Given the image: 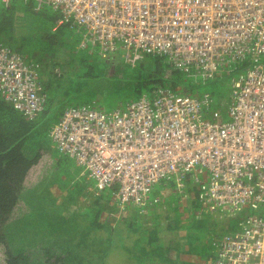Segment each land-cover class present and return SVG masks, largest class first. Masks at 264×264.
<instances>
[{"label": "built area", "instance_id": "built-area-1", "mask_svg": "<svg viewBox=\"0 0 264 264\" xmlns=\"http://www.w3.org/2000/svg\"><path fill=\"white\" fill-rule=\"evenodd\" d=\"M2 3L12 0H0ZM85 30L105 56L165 55L174 69L215 77L246 67L233 81L226 115L209 94L160 86L111 111L67 105L49 133L98 190L116 188L122 205H142L155 183L194 166L208 172L211 210L252 209L225 234L210 264H264V0H36ZM0 93L35 117L46 93L37 63L0 43Z\"/></svg>", "mask_w": 264, "mask_h": 264}, {"label": "rangeland", "instance_id": "rangeland-1", "mask_svg": "<svg viewBox=\"0 0 264 264\" xmlns=\"http://www.w3.org/2000/svg\"><path fill=\"white\" fill-rule=\"evenodd\" d=\"M0 3L2 2L0 1ZM12 3H16V5L21 4L22 6H25L24 8H28V10H25L24 16L20 17L18 20V29H16V32L18 35L22 34L24 37L31 36L32 34V38L34 39L30 38L32 45L27 43L26 48H21L26 50L32 49V51L35 49L41 53L44 46L42 40L40 44L38 38L42 36L45 37L49 43L52 42L50 38L54 33V29H51V32L47 29L50 24L49 21L55 15V12L46 4H43L40 8L36 9V0H14ZM28 26L33 29L31 34L29 29H27ZM43 26H46V28H43ZM72 31L71 43L79 45V49H77V45L66 47L57 42L54 46L55 51L50 54L47 52L46 57L42 58L47 62H38L45 70L43 76L44 82L46 81L45 78L49 79V88L46 89L48 99L46 103V111H44V114L40 115L39 113L37 115L40 116L35 121V125L37 123L39 124L36 126L35 130L47 128L50 125L49 123L65 105L85 104L91 105L96 109L111 111L120 105H123L125 102L139 98L143 93H150L155 89V85H157L154 81L147 80L149 72L147 73L143 70L139 71V67L132 66V64L136 62L142 63L143 61L144 66L149 67L151 66L152 57L158 54L144 53L140 59L136 60L133 58L132 54H130L131 57H126V51L123 53V49L119 48L116 59L112 58V61L106 59L104 62L102 55L99 52L102 47H100L98 43L93 45L90 41H87L85 45L81 47V44L85 41V38L82 35L85 30L81 29V31H78L73 29ZM48 42L46 41V43ZM47 51H50V49ZM163 56L164 60L167 62V56ZM245 67L246 66L242 64L235 69V64H231L230 66L226 65L225 70L221 71V74L217 73L215 77H209L206 79L201 75L194 76L192 69L185 71L184 69H172L169 67L166 70V73L162 75V77H159L160 80H157L156 82L164 83V86L175 91L188 89L195 95L207 93L213 99L214 106L223 110L226 115L227 108L233 96V81L239 78V75L243 73ZM108 70H112V73L109 72L106 74L107 76H105L103 72ZM74 75H76L75 78H70L74 77ZM134 76H136V79H134ZM102 84L109 86L103 88ZM47 131L48 129L45 131L46 134ZM80 168L83 169L82 166ZM84 174L85 176L83 178H88L86 172ZM206 174L207 171L204 168L199 165L194 166L189 173H185L184 177H180V181L177 180V176H170L167 179L156 183L152 193L149 194V197L153 199L156 192H161L163 194L167 193V196H171L174 193L182 196L183 192H189L191 198L188 201L183 198L182 200L178 199L179 201L175 200V204L173 205L176 208L183 209L178 215L180 222L177 223L184 231L190 229V227L192 230H210L202 233V235H196L199 243L198 250L200 251L211 250V243L214 238L212 236L214 232H218V237H221L222 234L225 235L232 233L233 229L238 227L239 221L243 219L245 215L242 210L231 212L222 208H216V210H211L209 208L210 204L205 201V199H201L202 195L205 193L203 186L208 180ZM196 176L199 178V181H195ZM88 181L91 184L93 183L92 179L88 178ZM176 184L178 188L176 187ZM179 184L181 186H179ZM80 191L81 187L74 185L72 190H70V193L76 195V192ZM112 191L113 190L111 189L110 193H113ZM32 193H34L33 190ZM144 202L146 203V201ZM151 204L161 207L162 201L158 202V204L156 202ZM134 205L135 204H127L126 206L129 209H134ZM149 207L152 206L147 204V208ZM187 207H191V210L188 211ZM40 209L45 210L44 207H40L39 210ZM62 209V207L55 208V210H57V212H54L56 222L51 221L50 218L53 217H50L49 212L44 216L32 214L31 217L32 219L38 218L45 221L41 222L48 229H51L54 225L58 228V232H60L59 234H65L69 235L68 237H71L68 243H73L69 248L71 254L77 261L75 264H112L111 261L116 260L117 257L119 259L123 252L125 253V256L130 255L129 249L125 248L126 246L123 238L119 242L122 246H125H123V249L120 248V246H113L111 234L112 222L109 221L107 211L104 212L101 210L98 212L99 209H102L99 205H85L81 209L82 213H71L69 218H72L73 220H77L78 218V221L81 220L79 225L74 223L75 232H72L74 229L70 232H65L60 228L62 217L67 216L66 213L62 212ZM188 213L194 217L192 220H194L195 223L192 221L189 223L188 220H183L187 217ZM250 213L255 214L252 209H250ZM29 220H31V218ZM138 222H140V220H138L137 223ZM38 231H45V229L40 230L38 228ZM211 232L213 233L211 234ZM98 234H104L106 236L105 241L102 242L103 246L101 247V250H99L93 242H87L88 235L91 237L93 235L99 236ZM131 240L129 242H131ZM15 243L16 242H14V244ZM133 243H130V245L133 246ZM72 248L75 249L72 251ZM66 250L69 251V249ZM127 259L132 260L131 257H128Z\"/></svg>", "mask_w": 264, "mask_h": 264}, {"label": "trees", "instance_id": "trees-1", "mask_svg": "<svg viewBox=\"0 0 264 264\" xmlns=\"http://www.w3.org/2000/svg\"><path fill=\"white\" fill-rule=\"evenodd\" d=\"M12 1L0 3V43L21 53L26 61L37 63L38 69H42L38 62H47L42 58L46 57L47 52L50 54L55 51L54 46L57 42L66 47L77 45L71 43V35L73 34L72 30L76 29V26H73L71 22L68 21L59 22L60 19H62V13L53 10L55 15L50 19V24L47 29L49 32L52 31L51 29H54V33L50 38L52 42L49 43L45 37L40 36L38 40L40 41V44L42 40L44 46L41 53L35 49L33 51L32 49H22L21 47H27V43L32 45L30 38L33 36L31 34L33 29L29 26L27 27L31 34V36L28 37H24L22 34H17V22L20 17L24 16L25 10H28V8H24L25 6H22L21 4L16 5V3H12ZM43 28H46V26H43ZM46 41L49 44L46 43ZM81 47H83L82 44ZM119 48L120 47L117 46L115 51L108 52V54L102 56L104 62L106 59H110L111 61L112 58L116 59ZM48 49H50V51H47ZM77 49H79V45H77ZM124 51L126 50L123 49L122 52L124 53ZM152 58L151 66L149 67L144 66L143 61L142 63L136 62L132 64V66L139 67V71L143 70L144 72H149L147 80L154 81L157 84L155 85V88L164 86V83L156 81L160 80L159 77H162V75L166 73V70L169 67L172 68V66L164 60L163 55H154ZM109 72L112 73V70L103 73L107 76L106 74ZM75 76L76 75L70 78H75ZM134 79H136V76H134ZM45 86L46 88H49L48 84ZM188 92L193 95L189 90ZM46 103L47 102H45V108L40 115L44 114V111H46ZM126 103L127 102L124 104ZM59 115L60 112L51 122L55 119L58 120L57 118ZM39 116L32 118L25 116L6 102L0 93V264H69L70 262H76L71 254L70 248L66 247L71 237H68L69 235L59 234L60 232H58V228L54 225L51 229H48L42 224V222L45 221L41 219L36 221L29 220L30 218L28 217L33 211L23 199L26 192L41 185L47 176L56 173L58 174L59 168L56 166L55 161H57V164L61 163L60 161L55 160V153H53V157L52 155L47 154L46 150L49 149L47 145L51 143L45 141L43 144L40 143V146L38 144L39 140L37 139V136L38 134H41V132L39 129L35 130L36 126L39 124L37 123L35 125V121ZM33 135L36 137H32ZM190 171L191 168L185 173H189ZM185 173L182 177L185 176ZM64 174L66 173L64 172ZM206 175L208 179V172ZM168 177L164 179H167ZM195 181H199L197 176L195 177ZM154 186L149 194L152 193ZM111 189L113 190V193H110ZM111 189L100 190L109 195L105 196V198H101V202L99 201L97 205L102 208L99 209L98 212L101 210L104 212L107 211L108 216L109 213L112 212L113 218L114 211L116 212L119 206H122V209H124L127 204L133 205V203H124L122 205L115 197L116 188L112 187ZM202 196L206 199L205 193ZM115 202L118 203V207L115 205ZM135 206L136 208H139L141 205ZM46 223L49 224L48 222ZM34 224H37L38 227L34 226ZM38 228L40 230L45 229L50 231L48 233L37 232V234H29L30 230L31 232H35V230L38 231ZM60 228L65 232L72 231L74 229V220L72 218L63 219ZM72 232H75V229ZM14 242L16 243L14 244ZM66 249H69L70 254Z\"/></svg>", "mask_w": 264, "mask_h": 264}, {"label": "crops", "instance_id": "crops-1", "mask_svg": "<svg viewBox=\"0 0 264 264\" xmlns=\"http://www.w3.org/2000/svg\"><path fill=\"white\" fill-rule=\"evenodd\" d=\"M38 70L40 74V81L43 85V90L45 91L47 97V91H46L47 88L45 85L48 84L49 79L45 78L46 81L44 82L43 76L45 74V71L43 67L42 69L40 68ZM102 85L103 88L105 86H109L104 84ZM100 89L103 90L102 88ZM214 108L216 107L214 106ZM62 110L60 111V114ZM221 111L224 114V111L223 110ZM59 117L60 115L58 116V118ZM56 121L57 120L55 119L53 122H50L49 123L50 125L45 129L42 130L39 129L41 134H38L37 139L39 140L38 143L39 146L40 143L43 144L45 141L51 143L47 145L49 149H47L46 151L47 154L52 155V157H53V153H55L54 154L55 160L61 162L60 164H57V161H55L56 166L59 168L58 169L59 172L58 174L56 173L47 176L43 180L41 185L36 186L33 189L34 193H32L31 190L26 192L23 196V199L25 200L26 204L33 211L32 214L44 216L49 212L50 217H53L50 218L52 222H56L54 218L55 217L54 212H57V210H55V208L62 207L63 208L62 212L67 214V216L62 217L61 219L62 221L65 218L70 219L69 216L71 215V213L72 214L82 213L81 209L83 208V206L85 205L95 206L98 204L101 198H105V196L109 195L106 192H101L100 190L96 189L94 181L92 184L88 181V178L91 179L90 177L87 176L88 178H83L85 176L84 174L85 172L83 169L80 168L81 166L77 164L74 159L68 157L67 155L57 150L49 133L51 125ZM47 129L48 131L46 134L45 131ZM32 137H36V136L33 135ZM64 172L66 174H64ZM174 176H177L176 177L177 180L180 181L179 175H174ZM74 185H78L81 187V191L76 192V195L70 193V190H72ZM179 186L181 185L179 184ZM205 186L206 183L203 186V189H205ZM182 198L188 201L191 198V196L187 191L183 192L182 196L177 195L175 193L171 196H167V193L163 194L161 192H156L153 199L148 197L147 198L148 200L146 199L147 201L145 204L141 205L139 208H136V206L134 205L135 206L134 209L133 208L129 209L127 206H125V208L122 209L123 207L122 206L118 207V203L115 202V205H117L118 208L116 212L114 211L113 218H112V212L109 213V221L112 222V231H111L112 243L113 246H120V248L123 249L124 245L122 246L119 243L123 238V241L125 242V246H126L124 247L129 249L130 255L125 256V253L123 252L121 257H119V259L117 257L116 260L113 261L110 260L111 263L112 264H137V263L138 264H210L217 257L218 246L216 245V243L219 240H221L224 235L222 234L221 237H218V232H214L212 236L214 238L211 243V250L209 251L198 250L199 243L197 241L196 235L198 236L202 235V233L210 230H203V229L192 230L190 227V229L184 231L180 226H178L177 222H180V220L178 219V215L181 213L183 209L176 208L173 204H175L174 202L175 200L178 199L182 200ZM161 201H162L161 207L151 204L153 202H156L158 204V202ZM147 204H150L152 207L147 208ZM40 207H44L45 210L42 209L39 210ZM187 210L190 211L191 207H187ZM244 210H245L244 212L248 211L246 212V214L250 213V209H244ZM188 214L186 217L187 219L184 218L183 220H188L189 223H191V221L195 223V221L192 220L194 217H192L190 213ZM31 215H29L28 218H31V220L34 221L39 220L38 218L32 219ZM138 220H140V222L137 223ZM80 221L81 220L78 221V218L77 220L74 219V223L77 225L80 224ZM34 226L37 227L36 224H34ZM234 230L240 231L241 228L238 225V227H235ZM36 231L37 230H35V232ZM49 231L50 230L38 231V233L41 232L48 233ZM29 232L30 235L34 233L31 231ZM212 233L213 232H211V234ZM34 234H37V232ZM89 236L90 235H88L87 237L88 238L87 242L88 243L93 242L99 248V250H101V247L103 246L102 242L105 241L106 236L104 234L99 236H95V235L91 237ZM130 240L131 242H129ZM130 243H133V246H131ZM70 245L72 246L73 243L72 242L70 244L67 243L66 247L69 248ZM73 249L75 248H72V251ZM128 257H131L132 260H128L127 259ZM76 262H70V263L75 264Z\"/></svg>", "mask_w": 264, "mask_h": 264}, {"label": "clouds", "instance_id": "clouds-1", "mask_svg": "<svg viewBox=\"0 0 264 264\" xmlns=\"http://www.w3.org/2000/svg\"><path fill=\"white\" fill-rule=\"evenodd\" d=\"M173 68V67H172ZM174 69V68H173Z\"/></svg>", "mask_w": 264, "mask_h": 264}]
</instances>
